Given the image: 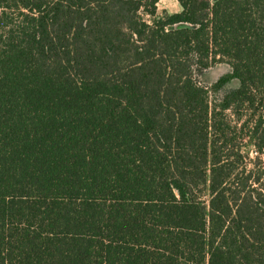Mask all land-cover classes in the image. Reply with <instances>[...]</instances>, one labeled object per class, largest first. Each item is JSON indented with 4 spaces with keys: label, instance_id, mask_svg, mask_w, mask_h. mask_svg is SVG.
<instances>
[{
    "label": "trees",
    "instance_id": "16d2710c",
    "mask_svg": "<svg viewBox=\"0 0 264 264\" xmlns=\"http://www.w3.org/2000/svg\"><path fill=\"white\" fill-rule=\"evenodd\" d=\"M158 1L0 0V264H264V0Z\"/></svg>",
    "mask_w": 264,
    "mask_h": 264
},
{
    "label": "rangeland",
    "instance_id": "374dc122",
    "mask_svg": "<svg viewBox=\"0 0 264 264\" xmlns=\"http://www.w3.org/2000/svg\"><path fill=\"white\" fill-rule=\"evenodd\" d=\"M180 5L177 0H159L157 3V13L160 15L163 12L174 13L180 11ZM230 72V67L226 63H215L206 69L201 75L199 80L202 84L210 85L216 81L221 75ZM237 80L233 79L227 84V88L236 87ZM253 155V153H251ZM264 160V157H263Z\"/></svg>",
    "mask_w": 264,
    "mask_h": 264
}]
</instances>
